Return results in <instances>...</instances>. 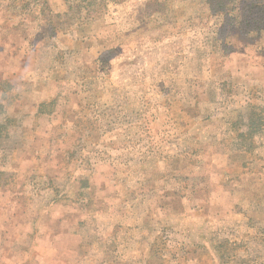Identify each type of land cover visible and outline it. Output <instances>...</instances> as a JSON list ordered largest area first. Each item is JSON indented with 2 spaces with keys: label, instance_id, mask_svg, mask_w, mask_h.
I'll return each instance as SVG.
<instances>
[{
  "label": "rangeland",
  "instance_id": "1",
  "mask_svg": "<svg viewBox=\"0 0 264 264\" xmlns=\"http://www.w3.org/2000/svg\"><path fill=\"white\" fill-rule=\"evenodd\" d=\"M46 1L51 21L40 3L0 0V82L11 84L0 120L13 119L0 147L2 239L32 222L63 231L52 237L66 264H223L213 243L237 237L226 264H264V131L253 154L212 143L237 110L264 105V31L230 32L226 52L205 0H174L182 16L154 27L149 0L90 18L81 0ZM174 198L177 211L164 206Z\"/></svg>",
  "mask_w": 264,
  "mask_h": 264
},
{
  "label": "trees",
  "instance_id": "2",
  "mask_svg": "<svg viewBox=\"0 0 264 264\" xmlns=\"http://www.w3.org/2000/svg\"><path fill=\"white\" fill-rule=\"evenodd\" d=\"M23 2L25 6L29 3H40V13L49 21L53 16L51 6L46 0H18ZM127 0H81L82 4L79 7L86 11V18L94 17L96 15H101L107 9L109 3L119 4ZM210 13L217 20L216 29V40H219V47L227 52L229 48L228 35L230 32L238 31L240 34L245 36H250V34L259 35L264 31V0H205ZM28 4V5H29ZM210 11V12H209ZM182 8L178 7L175 9L174 0H149L146 2L143 9V16L147 19L145 23L149 27H154V21L158 19H166L167 24H172L178 21V17L182 16ZM51 28L56 30L55 26L52 25ZM212 63V58H211ZM1 86L11 84L9 82H0ZM4 87H0V90H4ZM55 102V99L51 103ZM47 105L46 102L42 101L39 103L38 112H42L43 107ZM196 110V107L191 106ZM193 115H198L196 112ZM232 118L228 120V129L224 131V136L218 138L216 136L212 137V143L217 150L222 149L226 152L227 149H232L237 153H247L253 154L255 148L258 147V142L256 140L257 135L264 131V105L249 103L247 107L237 110L235 115H231ZM6 121L0 120V147L4 143V131L8 132V124L13 120L11 117H7ZM85 126L92 127L93 122H83ZM192 124V123H191ZM98 127V126H96ZM188 149L193 148L188 146ZM208 149V148H207ZM193 152L200 153L198 148H193ZM216 150V151H217ZM208 151V150H207ZM213 151V150H212ZM199 158V156H198ZM201 158H199L200 161ZM191 173H193V168L196 173V166L198 163H189ZM201 169V168H199ZM194 178V175H193ZM83 187H88L89 183L82 180ZM177 198V197H176ZM174 198L173 200L164 204L165 207L177 211L179 202ZM82 223V222H81ZM264 230V228H263ZM261 235L262 231H261ZM260 235V236H261ZM257 236L256 237H260ZM261 241H264V236L260 237ZM243 238H228L227 241H215L213 243L216 252L223 264L228 261H232L235 257L234 252L242 246ZM156 245L160 251L159 239L156 241ZM152 246V245H151ZM248 249V243H246L244 250ZM237 254V253H236Z\"/></svg>",
  "mask_w": 264,
  "mask_h": 264
},
{
  "label": "crops",
  "instance_id": "3",
  "mask_svg": "<svg viewBox=\"0 0 264 264\" xmlns=\"http://www.w3.org/2000/svg\"><path fill=\"white\" fill-rule=\"evenodd\" d=\"M59 220H63V219L60 218ZM29 226H30V228L28 229L29 231L26 230L20 231L18 229L9 230L7 234L14 235L13 238H10V236H5V239L3 240L0 235V252H1L0 255L1 258L3 257L2 261L5 260L6 264H32V260L34 259V257L38 256L40 259V261L38 262L39 264H66L62 262V260L64 259L63 257H61L62 255H60V253L63 254L62 250L58 248V246L56 247L53 244V237H52V236L54 237L58 236L59 233L63 234V231H60L58 233L54 232L53 235L51 233H47L46 235L45 234L40 235L36 230L37 226L35 223L30 222ZM28 234L32 239L31 241L32 245L20 246L19 244L20 248L19 250H17L14 247V243L20 240H24L23 236L27 237ZM41 236H43L44 238ZM10 239H12V241ZM46 240H48L47 243L44 242ZM49 241H51L50 244ZM77 249L74 250V252H77ZM20 251L23 252V255L21 256H20ZM32 254L34 255L33 257ZM16 258L18 259L14 263L9 262L11 261V259L13 260Z\"/></svg>",
  "mask_w": 264,
  "mask_h": 264
}]
</instances>
